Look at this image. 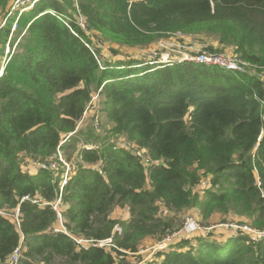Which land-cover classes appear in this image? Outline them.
Segmentation results:
<instances>
[{"label": "trees", "instance_id": "obj_1", "mask_svg": "<svg viewBox=\"0 0 264 264\" xmlns=\"http://www.w3.org/2000/svg\"><path fill=\"white\" fill-rule=\"evenodd\" d=\"M175 33L232 47L249 67L113 58L99 44L142 48ZM11 45L0 76V264L18 247V264H129L145 238L174 231L170 212L185 209L209 223L201 226L233 215L250 232L182 239L156 253L159 264H264V0H40ZM94 94L109 136L79 130ZM121 136L162 164L142 165L117 145ZM58 152L74 173L61 191L60 168L22 169ZM59 193L67 234L52 231L47 203ZM117 206L128 211L120 234ZM16 210L18 223L3 215ZM105 239L109 252L97 245Z\"/></svg>", "mask_w": 264, "mask_h": 264}, {"label": "built area", "instance_id": "obj_2", "mask_svg": "<svg viewBox=\"0 0 264 264\" xmlns=\"http://www.w3.org/2000/svg\"><path fill=\"white\" fill-rule=\"evenodd\" d=\"M38 1H40V0H9L6 9L4 11H0V31L2 28L6 27L7 25L10 26L8 41L3 46V56L1 58L2 60L0 61V76L3 74V71H4L5 60L7 59V57H9L13 53L14 47L11 45V39H12V36L14 35V33L17 32V30H18L19 22L21 21L22 17L26 13H28L32 9V6L35 3H37ZM76 25L81 30H86L85 20L80 15H78L76 18ZM173 35L183 36L180 33H175ZM183 37H185V36H183ZM185 38H187V37H185ZM188 39H190V38H188ZM190 40H192V39H190ZM208 46L205 47L204 52H201V53L196 54L194 56L182 55L178 58L172 59L168 55H162V54L156 55V54H154V56L151 57V60L152 61L157 60L158 62H161V63H164V62H168V63L169 62H191L194 64L212 66V67H216L219 69H223L226 71H232V72H236V73H244L246 70V67H249V64H247V62L241 60L238 55L237 56L235 55V59H232V60L225 59L222 56H220L219 54H216L218 52L208 51V49H207ZM94 101H95V97L93 96L91 103L86 108V111L90 106H95L93 104ZM86 111L83 115V118L86 115ZM81 123H82V120L79 123V125ZM117 145L121 148L129 150L135 157H137V159L140 161V163L144 166H150V165L159 166L162 164V161L152 160L146 151L137 149L136 147H134V145H132L130 143L126 144V143H122L121 141L117 140ZM82 148L88 149V147H86V145H84ZM60 153L61 152H58L56 154V161H54V162L49 161L47 163H43V162L35 161L33 159H29L23 165L22 169L26 172H29L32 169V171H34L33 173H37V171H39V170H47V171L56 173L57 170L60 168L62 170L61 175L59 177V184H60V191H61L62 188L70 180V176L73 173V166L67 162H64ZM26 167L28 169H25ZM206 186H207V183L203 182V183H201L200 188H203ZM35 202L39 206L46 204L45 202H42L39 199H36ZM48 205L56 213V218H57L56 224L52 229L53 233L67 234L66 228L65 229L63 228V223L60 220L61 216L59 213L60 208L63 205L62 204V193H59L58 196L55 198V200L53 202L49 203ZM0 214H2V213L0 212ZM3 215L12 217L15 220V222L18 223V219H17L18 210L13 211L12 214L4 213ZM219 225L220 226H215V225L211 224L208 226H200L192 218H186L182 226H180L178 229H176L173 232H171L170 234H168L161 241L156 242L157 244L162 245V247H160L161 249H159V250H156V251L154 250V253L168 251V249L174 244L173 241L178 236H179V239L177 241H180L182 239L188 238L189 236H193V235H196L199 233L206 235V234L213 232V231L216 232L219 229H220L219 231L226 229L227 231H231V232H234V231L237 232L240 230H245V231L250 232L249 227H247V226H241L242 229L239 228L240 229L239 230V229H237L238 227H240L239 225H233L231 227H228L227 226L228 224H219ZM114 232L117 234H120V232H121L120 225H116L114 227ZM222 232H225V231H222ZM252 239L254 241L255 240L257 241L258 234L253 235ZM75 241L77 243H78V241L86 242L85 240H81V239L80 240L75 239ZM104 241H109L107 243V244H109L111 242V239H105L102 241H98V243H97L98 247H99V244H101ZM164 246H166V247H164ZM20 252H21L20 247L15 249L13 254L9 257L8 264H18Z\"/></svg>", "mask_w": 264, "mask_h": 264}, {"label": "rangeland", "instance_id": "obj_3", "mask_svg": "<svg viewBox=\"0 0 264 264\" xmlns=\"http://www.w3.org/2000/svg\"><path fill=\"white\" fill-rule=\"evenodd\" d=\"M90 34V33H89ZM8 41V36L5 30H3L0 34V56H2L3 53V46L4 44ZM108 44H103V43H99L100 46L102 47L103 53H107V55H112L111 52H114L116 55H113V58H125V57H130L133 59H139V60H143V61H152L151 57L154 56V54L156 55H168L170 58L175 59L178 58L182 55H190V56H194L196 54H199L201 52H204L205 47H207L209 45L210 48L214 49L213 51H216L220 56H222L225 59H235V55L236 53L234 52V49L232 47H222L221 45H218V43L213 40L212 38H197L195 40H190L188 38H185L183 36L180 35H171V36H167L166 38L163 39H159L153 43H151L150 45L146 46V47H142V48H130V47H125V46H117L115 44H110L109 42H107ZM212 52V51H211ZM237 56V55H236ZM2 59H0L1 61ZM260 71H256V73H259ZM262 76H264V73L261 74ZM260 75V76H261ZM95 97V101H94V105L95 106H90L87 111H86V115L83 119V123L81 124V126L79 127V130L81 129H85V127H89L90 129H93L94 133H96L97 135H99L100 137H104V136H109L108 131H109V124H107V122L105 121L103 114L100 112V101L99 98L94 94ZM93 115L94 118H91V116ZM118 140L121 141L122 143H126L129 144L126 139L124 137H118ZM84 145H86L84 142H82V140H80L78 142L77 147H83ZM88 147H90L88 145ZM62 159L64 160V162H67L71 165H73V163L71 161H69L67 159V157L69 155H67L66 153H60ZM72 157V156H71ZM70 158V157H69ZM25 169H28L27 167ZM34 171H32V169L28 172L29 174H34ZM74 173H72L73 175ZM72 175L70 176V178L72 177ZM51 203V202H50ZM49 204V203H47ZM66 208L65 205H62L60 208V220L63 223V228L65 229L64 226V218L61 214V212ZM128 217V211L125 208H121V207H115V209L111 212L110 218L114 221H117V225H121L120 223H122L123 221H125V219ZM170 218H174L173 222H174V228L178 229L180 226L183 225L184 221L186 218H192L194 221H196L200 226L201 225H206L209 223H204L201 224L199 221V218L197 217V215H195V211L194 210H183L180 213H175V212H170ZM227 222L224 224H228V227H231L233 225H239L240 227H238L237 229L241 228V226H247L248 224H246V221H244L245 223L240 224V223H236L237 218L233 215H229L228 217H226ZM236 221V222H234ZM219 220H213L211 221L210 224L215 225V226H220L219 224ZM182 224V225H181ZM232 224V225H231ZM242 229V228H241ZM218 230V229H217ZM220 230V229H219ZM216 231V232H220L222 233V231H227L226 229L222 230V231ZM240 230V229H239ZM196 235H200L196 234ZM193 235V236H196ZM193 236H189V237H193ZM71 237H74L73 235H71ZM84 240L82 238L76 239V240ZM179 239V236L175 238V240L173 241V243H176L177 240ZM86 241V240H85ZM109 241H104L101 244H99V248L105 249L106 251L109 252L110 250V245L111 242L109 244H107ZM78 244H83V245H87L89 244L88 241L86 242H80L78 241ZM160 247H162V245L157 244L155 242L154 239L151 238H145L139 245V251L136 254H129L126 258L127 263L129 264H143V262H150L153 264H159L158 262V258L156 256V253H154V250H159L161 249ZM166 247V246H164ZM62 261L60 259H54L51 261L50 264H61Z\"/></svg>", "mask_w": 264, "mask_h": 264}, {"label": "crops", "instance_id": "obj_4", "mask_svg": "<svg viewBox=\"0 0 264 264\" xmlns=\"http://www.w3.org/2000/svg\"><path fill=\"white\" fill-rule=\"evenodd\" d=\"M127 219V218H126Z\"/></svg>", "mask_w": 264, "mask_h": 264}]
</instances>
